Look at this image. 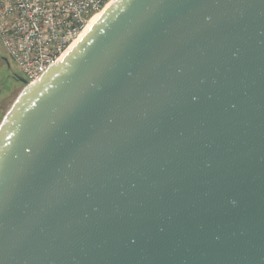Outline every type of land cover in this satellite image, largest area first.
Segmentation results:
<instances>
[{
    "label": "water",
    "instance_id": "obj_1",
    "mask_svg": "<svg viewBox=\"0 0 264 264\" xmlns=\"http://www.w3.org/2000/svg\"><path fill=\"white\" fill-rule=\"evenodd\" d=\"M0 121V264H264V0H113Z\"/></svg>",
    "mask_w": 264,
    "mask_h": 264
},
{
    "label": "built area",
    "instance_id": "obj_2",
    "mask_svg": "<svg viewBox=\"0 0 264 264\" xmlns=\"http://www.w3.org/2000/svg\"><path fill=\"white\" fill-rule=\"evenodd\" d=\"M112 1L0 0V43L26 85L55 65Z\"/></svg>",
    "mask_w": 264,
    "mask_h": 264
},
{
    "label": "rangeland",
    "instance_id": "obj_3",
    "mask_svg": "<svg viewBox=\"0 0 264 264\" xmlns=\"http://www.w3.org/2000/svg\"><path fill=\"white\" fill-rule=\"evenodd\" d=\"M22 78L0 43V121L23 89Z\"/></svg>",
    "mask_w": 264,
    "mask_h": 264
},
{
    "label": "bare ground",
    "instance_id": "obj_4",
    "mask_svg": "<svg viewBox=\"0 0 264 264\" xmlns=\"http://www.w3.org/2000/svg\"><path fill=\"white\" fill-rule=\"evenodd\" d=\"M103 11H104V10H103ZM101 13H102V12H101ZM101 13H99V15H100ZM93 17H94V16H93ZM93 17H92V18H91V19L88 21V23L86 24V26H87L88 24H89V25H91V23H90V22L92 21ZM86 26H85V28H84V30H85V31H87V29H86ZM80 35H81V36H83V34H82V33H81ZM80 35H79V36H80ZM76 40H77V41H79V39H78V38H77ZM76 40H75V41H76ZM71 46H74V44H72ZM69 50H70V49H69ZM69 50H68V51H69Z\"/></svg>",
    "mask_w": 264,
    "mask_h": 264
}]
</instances>
